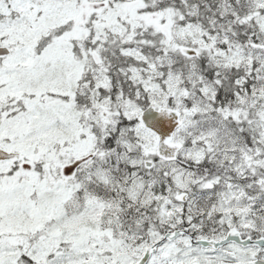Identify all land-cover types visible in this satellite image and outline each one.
Masks as SVG:
<instances>
[{
    "label": "snow or ice",
    "instance_id": "1",
    "mask_svg": "<svg viewBox=\"0 0 264 264\" xmlns=\"http://www.w3.org/2000/svg\"><path fill=\"white\" fill-rule=\"evenodd\" d=\"M0 264H264V0H0Z\"/></svg>",
    "mask_w": 264,
    "mask_h": 264
}]
</instances>
